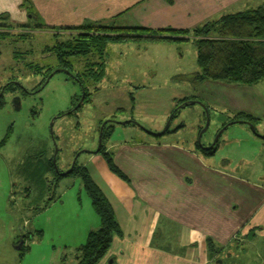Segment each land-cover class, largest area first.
I'll return each mask as SVG.
<instances>
[{
    "label": "rangeland",
    "instance_id": "374dc122",
    "mask_svg": "<svg viewBox=\"0 0 264 264\" xmlns=\"http://www.w3.org/2000/svg\"><path fill=\"white\" fill-rule=\"evenodd\" d=\"M25 8L33 13H28L24 22L28 27L8 30L4 39H0V88L8 78L14 77V84L3 90L0 99V264H75L77 248L92 229L88 227L98 228L100 220L80 176L62 172L70 168L74 159L81 163L86 151L97 148L100 119L113 113L111 138L125 139L123 142L127 143L140 141L144 139L139 135L141 129L149 134L164 130L168 122H163L164 117L177 99L198 96L195 99L204 103L209 92L203 88L205 81L196 84L190 77L198 70L192 41L138 38L108 41L102 54L94 49L85 57H68L65 64L42 49L56 46L67 38L62 33L52 35L36 30L35 24L43 20L28 1ZM128 21L129 13L110 20H94L92 24L122 27L131 25ZM0 23L14 25L16 22L3 17ZM19 32L27 35L19 36ZM78 43L80 47L83 45L81 41ZM96 61L104 67L100 81L91 77L94 70L100 71L91 64ZM57 64L61 66L56 67ZM35 67L40 72L34 73ZM48 67L60 70L37 87ZM77 74L84 77L91 93L86 99L90 100L67 113L83 95L81 85L73 77ZM131 115L136 123H117L131 120L125 119ZM213 116L211 113V121L201 132L205 123L203 107L198 103L180 107L169 121L168 130L182 129L177 134L157 137L174 141L173 145L182 148L187 142L194 145L200 135L204 145L208 138L212 142L217 132ZM157 123L161 126L154 132ZM244 125L235 122L224 129L214 156L210 157L214 164L220 167L227 164L226 155L231 153L226 148L237 145L238 129ZM257 128L261 131L263 126ZM226 134L228 144L224 143ZM52 157L61 175L51 170ZM245 241L236 245L233 240L227 247L237 246L234 255L216 247L217 244L211 249L206 241L205 264H231L233 259L242 262L251 257L256 240L251 245ZM217 259L222 262L216 263Z\"/></svg>",
    "mask_w": 264,
    "mask_h": 264
},
{
    "label": "crops",
    "instance_id": "0c3cea01",
    "mask_svg": "<svg viewBox=\"0 0 264 264\" xmlns=\"http://www.w3.org/2000/svg\"><path fill=\"white\" fill-rule=\"evenodd\" d=\"M25 1L35 7L42 24L56 27L129 13L128 22L134 26L192 28L223 14L264 6V0H0V15L24 23L27 14H33ZM203 88L209 92L203 104L208 105L210 121L214 115L216 131L225 122L222 118L245 112L260 118L256 133L244 123L237 145L226 148L231 154L222 167L210 158L214 154L205 155L190 142L180 148L157 137L182 128L157 136L140 128L144 139L130 143L111 134L104 151L112 154L128 181L109 169L101 153H87L78 164L103 192L122 230L97 264H205L207 237L232 255L237 244L256 240L251 257L231 264H264V78L252 84L205 80ZM114 116L109 113L106 119L114 121ZM155 126L154 132L161 125ZM227 136L225 144L230 142ZM206 140L208 145L210 138ZM233 240L236 245L227 249Z\"/></svg>",
    "mask_w": 264,
    "mask_h": 264
},
{
    "label": "trees",
    "instance_id": "16d2710c",
    "mask_svg": "<svg viewBox=\"0 0 264 264\" xmlns=\"http://www.w3.org/2000/svg\"><path fill=\"white\" fill-rule=\"evenodd\" d=\"M3 17L8 18L7 14L0 15V19ZM25 27L28 26L24 25V23H15L14 25L0 23V39H4V35L7 34L8 30H14L15 28L22 29ZM34 28L39 30V32H50L52 35L62 33L67 38L64 42L56 43V46H45L42 49V52L53 53L59 62H65V64L67 63L68 57L73 55L85 57L94 49H96L98 54H102L105 49V44L108 41L119 42L137 38L171 42L192 41L196 49V62L198 67V70L190 75L194 83L198 84L205 80H212L237 84H252L264 78V6L262 5L244 11L223 14L217 19L205 21L192 28H151L134 25L115 27L93 25L92 22L89 21L77 26L69 27H56L36 23ZM18 34L19 36L27 35L21 32ZM76 41H81L83 45L80 47V43ZM28 64L30 69L31 67L33 68L30 63ZM91 64L97 66L96 69L98 68L100 70L96 73L94 72L95 70L93 71L94 74L91 76L92 79L100 81L103 77L102 69L104 68L102 62L96 61L91 62ZM58 66L61 65L57 64L56 67ZM52 70H54L53 67H48L46 69V75L37 87L44 84L45 79ZM36 72H40V68L35 67L34 73ZM73 77L76 78L81 85L83 95L81 99L79 97L73 102L76 107L72 106L67 113L74 111L79 108L83 102L90 100V98L86 99L91 93H89V88L85 84L86 82L84 83V77L80 74L73 75ZM13 78L14 77L8 78L5 85L3 88H0V90L11 88L14 84ZM190 99L196 100L194 98L175 99L176 103L169 116V121L175 117V114L180 107L191 105L189 103ZM79 100V104H76ZM204 105L209 114L210 110L208 105L206 103ZM231 121H233V123L240 122L248 125L251 124L254 129L253 132L256 133V124L261 120L251 114L237 112L227 119V121L223 122L218 130L225 125H231H228ZM129 122L134 123V121L131 120L126 123ZM113 123L114 121L112 119L106 118H102L99 121L98 132L100 134V143L97 152L102 154L109 169L114 174L124 181H128L127 176L121 172L114 163L112 154L108 151H104L105 143L113 132ZM168 129L169 127H167L164 132H169ZM158 134L154 135L157 136ZM218 138L210 148L202 147L198 141H195L194 145L201 153L205 155H213L218 147ZM89 152H92V150L86 151V153ZM50 168L53 172L59 171H55V165L53 162H50ZM69 173H74L80 176L84 188L91 199L92 206L100 220L98 228L90 230L87 234L86 241L78 246L76 264H97L110 248L113 237L121 236L122 230L115 217L111 204L91 178L86 168L78 164L75 159L74 166ZM56 175H61V173H57ZM206 241L208 247L212 249L213 246L214 249V242L208 237Z\"/></svg>",
    "mask_w": 264,
    "mask_h": 264
},
{
    "label": "water",
    "instance_id": "95a60500",
    "mask_svg": "<svg viewBox=\"0 0 264 264\" xmlns=\"http://www.w3.org/2000/svg\"><path fill=\"white\" fill-rule=\"evenodd\" d=\"M57 70H60V69L57 68V69L52 70V71L48 74V76H47V78H46L45 81H47V80L51 77V75H52L53 73H55ZM67 72H69V71L67 70ZM2 92H3V89H2V91L0 92V96L2 95ZM189 103H190V104L198 103V104H200V105L203 107V110L205 111V123H204V127H203L202 130H201V132H202V131H204V130L207 128V125H208L209 120H210V119H209V114L207 113V109H206L205 105H204L200 100H190ZM75 107H76V106H75ZM127 121H130V120L119 121V122L122 123V124H125ZM131 121H133V120H131ZM134 123H136V122L134 121ZM168 123H169V120H168V122L166 123V125L164 126V130L161 131V133L164 132L165 129L168 127ZM232 123H233V121L229 122L228 125H229V124H232ZM249 126H250V128L254 131L253 126H252L251 124H249ZM225 127H227V125L223 126L222 128H220V129L216 132V134H215V138H214L213 141H212L210 144H208V145H202V144H201L200 139H199V138H200V135H199V138H198V142H199V144H200L202 147H205V148H210V147H212L213 144L216 142L218 136H219V135L223 132V130L225 129ZM99 143H100V134H99V136H98V146H97V148H96L95 150H93V152H97V151H98V149H99ZM74 161H75V159L73 160V162H72L70 168L67 169L66 171L62 172L63 174L69 173V172L71 171V169H72V167H73V164H74ZM220 261H221L220 259H217V260H216V263H220Z\"/></svg>",
    "mask_w": 264,
    "mask_h": 264
},
{
    "label": "flooded vegetation",
    "instance_id": "af4514ba",
    "mask_svg": "<svg viewBox=\"0 0 264 264\" xmlns=\"http://www.w3.org/2000/svg\"><path fill=\"white\" fill-rule=\"evenodd\" d=\"M221 260V259H220ZM222 262V260L220 261V263Z\"/></svg>",
    "mask_w": 264,
    "mask_h": 264
}]
</instances>
